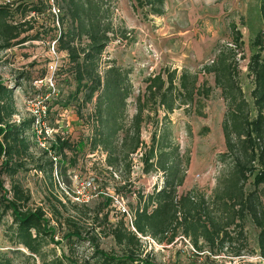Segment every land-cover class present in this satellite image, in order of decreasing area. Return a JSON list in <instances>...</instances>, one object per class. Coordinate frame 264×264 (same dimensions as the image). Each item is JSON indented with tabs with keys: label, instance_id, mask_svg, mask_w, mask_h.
Returning <instances> with one entry per match:
<instances>
[{
	"label": "trees",
	"instance_id": "1",
	"mask_svg": "<svg viewBox=\"0 0 264 264\" xmlns=\"http://www.w3.org/2000/svg\"><path fill=\"white\" fill-rule=\"evenodd\" d=\"M49 1L0 3V52L50 34L59 62L54 82L58 85L63 75L73 88L59 96L56 89V97L47 103L48 118L68 106L75 109L86 128L83 135L88 154L104 155L103 180L114 181V194L120 195L128 185L127 179L116 178L114 173L128 176L131 155L138 152L142 172H160L163 184L145 196L138 194V205L132 211L133 229L120 212L119 218L109 224L105 235L112 237L118 250L102 248L97 234L84 231L70 219L66 220L70 227L60 240H55L56 228L50 224L46 210L29 205L30 193L15 177L18 172L30 169V165L38 171L48 167L53 175L54 163L51 158L42 162L41 155L48 153L46 150L38 148L39 153L34 152L31 117L28 114L19 122L14 120L19 112L13 87L0 80V220L6 215L10 218L7 226L10 248L0 249V264H18L15 258L19 255L32 260V264H37L35 258L42 264H156L142 256L141 236L160 244H170L182 236L195 251H205L208 253L205 258H209L232 247L233 233L243 236L247 220L258 228L257 241L264 258V56L261 54L264 29L255 36L254 52L247 62V71L253 80L251 103L240 83L242 34L232 24L229 41L219 45L213 58L199 70L177 72L165 68L146 76L144 89L135 98L136 111L129 117L126 107L132 93L131 69L113 59L102 61L110 41L115 38L130 41L129 30L113 22L114 0ZM163 3L164 0H134V8L145 15L161 14ZM52 8L58 12L54 14ZM259 13L264 21V0L259 5ZM39 18L44 22L51 20V24L38 25ZM200 74L206 78L201 80ZM46 75L47 69L35 80ZM207 76L212 77V84ZM214 90L219 91L225 105L221 121L224 150L218 155L225 170L208 197L194 187L179 192L189 166V154L180 151L170 130L168 114L179 108L201 113L204 100ZM88 105L90 110L84 111ZM159 110H163L160 124ZM147 122L153 130L149 142H144L141 134ZM49 149L58 157L59 173L65 172V163L76 164L77 144L70 136L55 135ZM5 177L9 180V189L5 186ZM55 201L63 206L57 198ZM112 202L107 194L101 197L94 210L96 219L101 214L107 223ZM50 213L61 216L56 204L50 205ZM62 240L69 252L81 242L87 243L91 251L81 259L64 252L57 255L49 244L60 245ZM49 253L51 258L47 259ZM240 253L241 249L235 248L232 255L237 257ZM208 264L223 263L213 260Z\"/></svg>",
	"mask_w": 264,
	"mask_h": 264
},
{
	"label": "rangeland",
	"instance_id": "2",
	"mask_svg": "<svg viewBox=\"0 0 264 264\" xmlns=\"http://www.w3.org/2000/svg\"><path fill=\"white\" fill-rule=\"evenodd\" d=\"M5 2L8 1L0 0V3ZM261 2L262 0H164L161 14L145 15L141 10L134 8V0H114L113 22L129 30L130 41L119 38L110 41L104 51L102 61L113 59L117 64L131 69L129 77L132 83V93L127 99V115L131 117L136 111L135 98L143 91V80L146 76L165 68L175 69L177 72L199 70L204 63L213 58L219 45L229 41L232 24L242 34L243 58L239 59L240 83L246 99L251 103L250 91L253 87V80L248 74L247 62L250 54L254 52L252 45L255 36L264 29V21L259 13ZM51 12L55 14L53 9ZM49 22L51 20L44 22L42 18L38 19V25L44 23L49 26L51 24ZM53 46L54 41L50 39V34H46L44 37L40 35L38 40L13 45L0 52V80L9 87H13L19 117H26L29 114L25 109L24 100L36 94L43 95L47 91L42 84H35L39 80L35 78L44 74L49 63L53 61L54 56L51 53ZM261 54L264 56V43ZM63 77L61 75L58 79L56 96H59V93L65 94L67 90L73 88ZM199 78L203 80L206 77L200 74ZM207 79L211 84L213 83L211 76H207ZM56 96L55 94L50 95L49 102H52ZM90 108L91 105H88L84 111ZM224 110L225 105L219 91L214 90L211 96L204 100L201 113H196L193 109L179 108L168 114L171 122L170 130L180 151L189 154V166L179 192L194 187L208 197L216 187L218 176L225 170V164L218 160L219 153L224 150L221 132ZM59 111L54 115L51 114L45 121L46 127L51 130L49 137L45 139V146L49 147V143L57 134L70 136V139L77 144L76 164L71 166L68 162L65 163L66 169L62 173H59L60 169L56 164L53 167V175H50L48 167L45 171H38L30 165V169L18 172L15 177L30 193L29 205L31 207L40 206L46 210L50 224L56 228L55 240H60L62 234L70 227L66 221L70 219L76 221L84 231L90 230L91 234H97L102 248L118 250L112 237L105 235L109 224L115 222L121 215L117 209L118 205L112 202L109 206L107 223L104 222L101 214L97 219L94 216V210L101 197L108 192L114 194L112 188L115 185L114 181L103 180L105 176L102 173L104 155L101 152L88 154L86 137L83 135L86 133V128L82 126L72 106ZM162 115L163 110H159V124L162 121ZM52 116H54L53 121ZM152 130L153 126L147 122L141 134L144 142H149ZM38 148L46 150L35 143L34 152L39 153ZM68 156L74 155L69 154ZM41 157L42 162L45 163L50 155L42 152ZM139 157L140 152L131 155L132 168L128 176L115 173L116 178L127 179L128 185L118 197L131 212L138 205V194L145 196L163 184L160 172L148 174L142 172ZM88 181L95 185L97 195L94 196V193L85 190L84 196L80 197L82 201H75L76 191ZM5 186L7 189L10 187L7 177H5ZM91 193L93 195L88 197ZM55 198L62 202L63 206L58 205ZM55 204L59 207L61 216H53L50 213V205ZM127 221L125 219L128 225ZM9 224V216L1 218V250L10 248L7 231ZM233 234L235 241L232 247L220 254L210 255L209 258H205V255H208L205 251H195L189 240L182 236H178L170 244H160L150 237L141 236V253L142 256H147L156 264H208L213 260L223 264H264L257 241L258 228L247 220L244 235ZM49 245L57 255L64 252L65 255L78 259L91 251L85 242L78 243L75 250L70 252L64 240L60 245ZM235 248L241 249L237 257L232 255ZM48 258H51L50 253ZM15 262L32 264V260L26 259L23 255L16 257ZM35 262L42 264L37 258Z\"/></svg>",
	"mask_w": 264,
	"mask_h": 264
},
{
	"label": "built area",
	"instance_id": "3",
	"mask_svg": "<svg viewBox=\"0 0 264 264\" xmlns=\"http://www.w3.org/2000/svg\"><path fill=\"white\" fill-rule=\"evenodd\" d=\"M52 9L55 11V14L58 12L57 9L55 8H52ZM51 53L54 56V59L48 65L46 77L43 79H39L35 82L36 85L42 84L43 86H45L48 92L43 95L36 94L32 97L27 98L26 100H24V105H25V109L29 112V116L31 117V120H32L33 141L40 147L46 149V151L50 155V158L53 161L54 166H55L57 164L58 157L51 149H49V147L45 146V143H46L45 139L51 132V130H49L45 125V121L48 119V104L47 103H48L50 95H54V94L56 95V84L54 82L53 76L57 68L58 56L55 53L53 47H51ZM14 118L16 122H19L21 119V117H19L18 115L14 116ZM54 175L57 178L56 173H54ZM114 176L116 177L115 173H114ZM85 190H87L88 192L94 193V196L97 195V192H95L96 190L95 185L92 182L88 181L85 184H83L80 187V189L76 191V196L74 197V200L82 201L80 197L84 196L83 192ZM92 193L88 197H91L93 195ZM107 195H109L112 198V201L118 205L117 209L119 210L121 214H124L125 219L128 220L130 227L133 229V227L131 226L132 218H133L132 212H130L122 204V202L120 201V197H118V195H114L111 192H108Z\"/></svg>",
	"mask_w": 264,
	"mask_h": 264
}]
</instances>
